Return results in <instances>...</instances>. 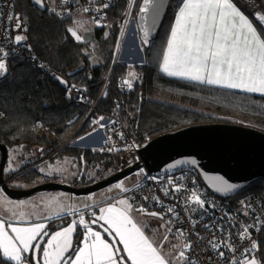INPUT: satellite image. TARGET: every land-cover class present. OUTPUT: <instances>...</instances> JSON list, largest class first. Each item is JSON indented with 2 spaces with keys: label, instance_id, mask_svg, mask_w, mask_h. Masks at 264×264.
Wrapping results in <instances>:
<instances>
[{
  "label": "trees",
  "instance_id": "1",
  "mask_svg": "<svg viewBox=\"0 0 264 264\" xmlns=\"http://www.w3.org/2000/svg\"><path fill=\"white\" fill-rule=\"evenodd\" d=\"M241 1L233 0V3L263 30ZM256 1L264 7V0ZM46 5V12L31 0H16L13 6V15L19 14L22 22H28L23 32L25 39L21 42L45 63V69L37 68L10 52L5 58L6 72L0 74V143L9 149L22 146L29 153L37 154L33 163L25 164L17 172L22 178L41 181L46 174L41 168L30 166L41 160L55 161L65 157H72L81 165L82 173L72 184L95 182L85 172L88 167L99 163L107 168L113 167L109 175L119 171L118 153L74 145L78 137L95 130L97 123L94 121L99 122L101 117L112 114L115 104L120 105L119 117L132 133H148L151 138L180 127L212 122L239 124L264 131L263 95L175 78L162 71L164 53L183 0L171 2L157 39L150 47H143L145 63L135 65L138 79L129 92H122L118 81L129 74L130 65L116 54L118 20L125 10L126 0H113L108 10L110 25L97 27L93 36L80 41L68 31L72 20L58 19L49 10L47 2ZM84 61L87 65L83 70L68 76V72L81 67ZM55 76L66 78L69 84L87 86L88 101H70L68 88L63 87ZM105 176L108 175L101 178ZM250 194H255L264 203V178L234 196H217L228 200L232 206H238ZM60 219L59 225L53 229L64 225L67 216ZM79 234L76 236L78 243ZM259 247L264 251V232Z\"/></svg>",
  "mask_w": 264,
  "mask_h": 264
},
{
  "label": "snow or ice",
  "instance_id": "2",
  "mask_svg": "<svg viewBox=\"0 0 264 264\" xmlns=\"http://www.w3.org/2000/svg\"><path fill=\"white\" fill-rule=\"evenodd\" d=\"M41 2L42 0H36L37 4ZM153 2L154 0H144L141 12H147ZM107 7L109 4L104 3L94 11L99 13ZM83 11L87 12L89 9L84 8ZM253 16L257 23L264 21V14L253 13ZM12 18L8 17L9 20ZM16 21V28H20L19 17H16ZM93 22L99 24L100 20L95 17ZM76 23L77 28H69L68 31L80 41L82 36L78 34V30L83 28V23L80 21ZM24 39L22 35L15 36L16 42ZM5 55L6 53L0 48V74L6 72V62L3 59ZM161 69L168 75L248 92L264 93V39L233 0H183V6L179 9L175 25L171 30ZM129 75L135 78L134 72ZM61 83L67 82L61 80ZM125 83L129 88L132 87L131 80H126ZM192 163L195 164L196 161L193 160ZM115 187L123 191L128 190L124 188L122 182ZM234 187L225 182L219 190L230 191ZM179 190L177 187L176 191ZM192 198L197 204L201 206L204 204L195 193ZM131 209L132 205L129 201L121 199L116 204L101 208L100 215L92 221L93 224L104 221L108 225L104 231L114 232L119 237L126 257L119 256L118 260L120 249L104 240L100 231L88 227L81 216L78 222L73 221L72 225L56 232L47 241V246L43 249V264H128L129 261L130 264H170L133 221L130 216ZM139 210L146 212L143 208ZM167 211L172 213L174 210L168 208ZM146 214L163 218L161 214L155 212ZM77 223L86 227L83 246L65 257V253L71 248V234ZM7 227L15 234L14 236L8 235L5 221L0 220V248L3 249L6 257L15 260L16 264H21L22 252H27L29 249L34 252L39 251L40 244L33 245L32 242L41 236V230L45 228L44 224L36 223L30 226L8 224ZM239 237L241 240L250 239L251 234L247 226L239 233ZM164 239L167 240V236ZM210 243L213 249H218L220 246L214 241ZM220 243L229 251H236L227 241ZM184 247L189 249L191 245L185 244ZM257 248V242L252 240L250 246L244 248L241 255ZM219 255L223 257L224 252H219ZM179 258L182 261L188 260L184 251L179 253ZM36 264H40V261L37 260ZM230 264H259V262L254 257L245 256L241 260L233 257Z\"/></svg>",
  "mask_w": 264,
  "mask_h": 264
},
{
  "label": "built area",
  "instance_id": "3",
  "mask_svg": "<svg viewBox=\"0 0 264 264\" xmlns=\"http://www.w3.org/2000/svg\"><path fill=\"white\" fill-rule=\"evenodd\" d=\"M15 2L16 0H0V48L6 53L3 59L5 60L10 52H14L35 67L45 69V63L21 41L16 42L13 37L16 22L13 15ZM45 2L49 4V10L60 20L69 21L86 15L92 22L95 17L99 18V24L93 22L96 27H107L110 24L108 10L113 5V0H45ZM104 3L109 4V7L99 13L94 11ZM84 8H88L89 11H83ZM9 16L13 18L9 20ZM27 27L28 22H21V27L15 33H23ZM126 80H130L128 76L121 77L118 81L122 92H129L134 88L133 83L129 88L125 83ZM67 88V98L70 101L78 103L88 101L87 86L71 83ZM113 110L112 114L94 123H97L96 129L105 133V141L98 148L101 151L118 153L121 170L139 160L142 144L152 138L148 133L137 134L130 131L127 123L119 117V104H115ZM37 125L41 123L38 121ZM138 126L137 121V130ZM140 171L141 179L127 190V194L137 209L143 208L146 211L164 214L169 220L168 229L171 231L168 232L182 234L184 245H191L189 249L183 246L188 260H183L181 264H193V262L230 264L233 257L241 260L251 253L241 255L243 249L248 248L252 240L257 242L258 247L263 242L264 203L255 194L246 196L240 205L232 206L228 200L211 193L193 167L164 170L159 173H149L144 169ZM177 187L179 191H176ZM193 193L204 201L202 206L192 198ZM168 208H173L174 211L169 213ZM246 226L251 237L241 240L239 233ZM210 241L219 244V248L213 249ZM221 241H227L236 251H229L220 243ZM221 251L224 252L223 257L219 255Z\"/></svg>",
  "mask_w": 264,
  "mask_h": 264
},
{
  "label": "water",
  "instance_id": "4",
  "mask_svg": "<svg viewBox=\"0 0 264 264\" xmlns=\"http://www.w3.org/2000/svg\"><path fill=\"white\" fill-rule=\"evenodd\" d=\"M172 1L154 0L147 12H141L144 0L141 1L136 16V25L142 47H150L157 39ZM31 2L42 12H46L48 9L45 0H42L40 4H37L36 0H31ZM254 13L261 15L264 14V11L260 10ZM16 17H19L21 24L20 15L17 14ZM255 21L257 22L256 19ZM16 23L17 21L14 25L15 32L19 29L16 28ZM258 24L264 30V21ZM86 65L87 62L84 61L81 67L68 72V76L80 72ZM57 77L60 79H57ZM55 79L63 87H68L69 81L66 78L55 76ZM61 80L67 83H61ZM8 157L9 147L0 143V188L8 196L16 199L29 197L40 191L53 190L67 191L76 195H88L143 169L149 173H159L164 170L182 167L196 169L204 184L212 193L222 197H230L236 195L254 181L264 178V131L239 124L218 122L198 123L180 127L144 142L139 150V160L133 165L87 185L49 180L29 188L11 186L9 184L11 178L8 179L5 176ZM193 160L196 161L195 164L192 163ZM225 182L235 187L230 191H220L219 189ZM153 212L162 216V213L157 211H149L148 213ZM95 224L103 230L106 228L99 221ZM49 233L50 230L45 231L36 242L41 247L39 251H33L35 264L37 260L42 264L40 250ZM106 234L112 240L114 246L120 249L112 232H106ZM77 248L78 244H76L75 249ZM118 255L123 256L121 250Z\"/></svg>",
  "mask_w": 264,
  "mask_h": 264
},
{
  "label": "crops",
  "instance_id": "5",
  "mask_svg": "<svg viewBox=\"0 0 264 264\" xmlns=\"http://www.w3.org/2000/svg\"><path fill=\"white\" fill-rule=\"evenodd\" d=\"M248 19L253 23L254 27L257 28V31L260 34L257 25L253 22V20L250 17H248ZM168 76L185 79L189 81H194V82H202V81H196V80L174 76V75H168ZM134 79L135 80L138 79L137 74H135ZM211 85L223 87L221 85H216V84H211ZM224 88H227V87H224ZM230 89H233V88H230ZM234 90L248 92L243 89H234ZM249 93H254V94H259V95L264 96V93H260V92H249ZM86 136H87L86 137L87 140L83 141L82 143H78L79 145H82L83 147L86 146V147L96 148V147H99L101 144H103V142L105 141V133L99 129L93 130L90 134ZM45 161H48V160H45ZM40 164L39 163L33 164L32 168H35V167L40 168L41 166ZM141 177H142V174L140 175L139 179L135 183L130 184V185H125L122 182L124 185V188L129 189L134 184H136L141 179ZM51 180L65 182V183H68L69 181V180L62 181L57 178H53ZM45 181L47 180L40 181V179H38L31 185H26V186L22 185V187L29 188L37 184H40L42 182H45ZM53 191H56V190H53ZM53 191H40V192L33 194V196L27 197L26 199L12 198L11 199L12 202H10L11 204H8L5 206V204L1 202L8 201V199H10L11 197L6 196L7 194L3 190H0V220L5 221V230L7 231L8 235L10 236L15 235L14 233L11 232V229L7 227L8 224H13L16 226H30L32 224L42 223L45 225V228L41 230V236L45 231L50 230V233L47 236L43 244V247L41 248L40 260L42 264H43V249L45 246H47V241L51 238V236L55 234L56 232L61 231L62 229L67 228L70 225H72L73 221L78 222L81 216H83L85 220V224L88 227H91L94 231H100L102 238L106 240L108 243L113 244L112 240L109 238L106 232L100 226L96 224H92L91 221L95 217H98L100 215L101 208H105L110 204H116L117 201L121 199H127L129 201V203L132 205V209L130 211L131 218L137 224V226L141 228L144 235L153 243V245L161 251L162 255L165 256V258L170 262V264H181L183 262L179 258V253L183 251V246H184L183 235L177 232L171 233V234L168 232L169 220L164 214H162L163 218H161L160 216H152V215L146 214L149 211L142 212L139 209H137L132 204L129 198V195L127 194V191L122 190V192H119L115 196H108L107 194H103V193L99 195L73 194V196H71L70 198L63 199V200H61V196L57 194V192H55L56 193L55 197L58 199L59 202L55 206H53V208H50L51 206L49 205L46 206V200H48V197L50 195L48 192L54 193ZM29 200H35V206L31 208H25L23 205L24 203H27V201ZM21 213L23 214L22 217H21ZM64 216L65 217L67 216L66 223L62 225L61 227H57L56 229H53V227H56L59 225L60 220H61L60 218ZM99 222L105 225L106 227H108V225L104 221H99ZM78 232H80L79 234L80 242L79 243L76 242V236H78ZM85 232H86L85 225L79 224V223L75 225L74 230L71 234V248L69 249L67 253H65V257H67L69 254H71L75 250L76 244H78V248L83 246L82 241L84 240ZM112 234L116 237L118 241L122 255L126 257V253H124L123 251V245L120 243L119 237H117L114 232H112ZM41 236L37 237V240L32 242L33 245L36 244V242ZM165 236H167V240L164 239ZM258 251H261L260 247L255 249L253 252H251L247 256L252 255L254 252H258ZM21 256H22L21 264H35L33 260V250L32 249H29V251L27 252H22ZM117 259L119 260V255H117ZM0 264H16V261L6 257L3 253V249L0 248ZM129 264H130V261H129Z\"/></svg>",
  "mask_w": 264,
  "mask_h": 264
},
{
  "label": "rangeland",
  "instance_id": "6",
  "mask_svg": "<svg viewBox=\"0 0 264 264\" xmlns=\"http://www.w3.org/2000/svg\"><path fill=\"white\" fill-rule=\"evenodd\" d=\"M141 1L142 0L140 1L139 0H126L125 10L118 20L119 21V33H118V41H117L118 45L116 48V53H117V57L119 56L120 60L126 61L130 65L129 74L132 72L137 74L135 71L136 70L135 65L145 63V52H144V48L140 44L139 33H138L137 25H136V16H137V12H138ZM122 17H123V20L121 21ZM77 21H80L83 23V28H80L78 30V34L82 36V40L89 39L91 36L95 34L97 27L95 26V24L91 21V19L88 16L84 15V16H79L75 18L74 20H72V24L70 25V28L76 29ZM132 28L133 30H131ZM259 32H260L261 38L264 39L263 30L259 29ZM16 35H22L25 37V34L20 33V32L15 33L14 37ZM127 42H129V44ZM92 60L94 61L95 58H92ZM95 63H97V61ZM128 77L132 81V83L135 81V79L131 77L130 75ZM88 134L78 137L74 141V145H79L78 143H82L83 141L87 140L86 135ZM79 146H82V145H79ZM36 157H37V154L29 153L22 146H17V147L9 149L8 162L5 166V176L8 179L11 178V180L9 181V184L11 186H22V185L26 186V185H31L32 183L35 182V181H28L22 178L20 173L17 174V172L21 170L25 166V164L33 163L36 160ZM40 163L39 164L41 165L40 166L41 170L46 174L43 178H41V180L57 178L62 181L69 180L68 183H73L74 179L79 177L82 173L81 165L79 164L78 161H76L72 157H65L63 159H57L55 161L41 160ZM112 171H113V167L107 168L105 164L99 163L97 165H94L93 167H88L85 173L88 178L92 177L95 179V181H97V180L102 179L101 177L103 175L109 176V173H111ZM141 174H142L141 171L134 172L133 174L122 179L121 181H117L92 194L99 195L103 193V194H107L108 196H115L119 192H122L120 188L115 187L116 184L121 183V182H123L125 185L133 184L139 179ZM0 190L2 189L0 188ZM53 192L54 193L48 192L50 195L48 197V200H46V206L49 205L51 206L50 208H53V206H55L59 202L58 199L55 197L56 196L55 192H57V194L61 196V200L67 199L73 196V193L62 191V190H56ZM26 198L27 197H25L24 199ZM11 199L12 198L8 199V201H4L1 203L5 204L6 206L8 204H11L10 203L12 202ZM23 206L25 208L34 207L35 200H29L27 201V203H24ZM247 257L248 258L254 257L259 262V264H264V251L262 250L258 252H254L252 255H249Z\"/></svg>",
  "mask_w": 264,
  "mask_h": 264
},
{
  "label": "flooded vegetation",
  "instance_id": "7",
  "mask_svg": "<svg viewBox=\"0 0 264 264\" xmlns=\"http://www.w3.org/2000/svg\"><path fill=\"white\" fill-rule=\"evenodd\" d=\"M241 4L244 6V8L251 13L252 18H253V13L256 11H260V10H264V7L262 4H260V2L256 1V0H242ZM254 19V18H253ZM255 20V19H254ZM30 168H32V166H30ZM18 174V173H17ZM15 174V175H17ZM22 177V174H20Z\"/></svg>",
  "mask_w": 264,
  "mask_h": 264
},
{
  "label": "bare ground",
  "instance_id": "8",
  "mask_svg": "<svg viewBox=\"0 0 264 264\" xmlns=\"http://www.w3.org/2000/svg\"><path fill=\"white\" fill-rule=\"evenodd\" d=\"M131 30H133V28L131 29ZM131 32V31H130ZM128 44H129V42H127Z\"/></svg>",
  "mask_w": 264,
  "mask_h": 264
}]
</instances>
